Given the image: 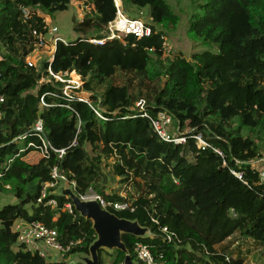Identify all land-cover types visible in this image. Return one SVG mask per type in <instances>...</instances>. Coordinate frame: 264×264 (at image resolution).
<instances>
[{
    "label": "trees",
    "instance_id": "trees-1",
    "mask_svg": "<svg viewBox=\"0 0 264 264\" xmlns=\"http://www.w3.org/2000/svg\"><path fill=\"white\" fill-rule=\"evenodd\" d=\"M194 1L200 10L190 15L188 32L204 48L187 58L167 55V34L183 19L168 0H121L125 9L148 10L152 32L103 43L93 39L106 36L120 0H0V193L17 199L0 205V264H68L70 255L89 254L97 234L69 197L55 193L62 180L43 196L45 184L56 182L54 167L81 196L93 189L132 204L108 209L150 229L144 237L124 235L134 261L142 242L165 264H264L256 163L264 158V0ZM73 4L87 8L85 34L58 41L53 59L29 65L39 34H48L46 17ZM50 69L66 78L75 71L83 83L66 92ZM143 100L149 116L136 105ZM161 110L173 115L186 142L159 138L151 118ZM39 119L52 145L65 149L61 158L25 159L38 151L28 144L40 143L33 131ZM199 134L208 145L199 146ZM107 167L118 184L110 192ZM209 195L214 199L200 203ZM19 219L55 228L64 246L72 244L67 256L50 260L24 249ZM125 257L116 249L113 264Z\"/></svg>",
    "mask_w": 264,
    "mask_h": 264
},
{
    "label": "built area",
    "instance_id": "built-area-1",
    "mask_svg": "<svg viewBox=\"0 0 264 264\" xmlns=\"http://www.w3.org/2000/svg\"><path fill=\"white\" fill-rule=\"evenodd\" d=\"M117 3V2H116ZM118 6V13L114 20L110 21L106 27V36L102 39H93L94 42L97 43H103L107 39H113V38H121L123 36H127L129 34L134 35L137 39L142 38L143 36L150 35L152 32V29L149 24H146L144 21H142L140 18H132L129 17L126 11H124L123 8L120 7V5L117 3ZM83 8V11L87 12V8L85 6H81ZM86 8V11H85ZM25 14H28V9H25ZM47 21V18H46ZM49 25V22H47ZM57 27H50L49 25V31L48 33H53L57 30ZM48 35V34H47ZM47 35L39 34V39L37 43V48L31 53L33 54L36 50L39 48H44L47 43ZM54 38V37H53ZM66 41L62 37L57 36L54 38L55 44L58 41ZM166 51L168 50L167 42H165ZM56 48V46H55ZM55 51V50H54ZM29 54L28 56H30ZM54 54V52H53ZM52 54V55H53ZM26 57L27 63L29 65H35L36 64L30 62ZM50 59H53L51 57ZM51 74H53L57 80L63 81V74L55 75L53 71L50 69ZM67 74V72H65ZM81 77V76H80ZM82 81V77H81ZM83 83V82H82ZM82 84L78 83V86L74 84V87H80ZM68 92L67 90H65ZM5 102V97L0 93V119L3 117V104ZM137 106L140 107V111H142V115L149 116L147 111H145V101H138L136 103ZM152 120V126L159 136V138L166 142H175V143H184L186 142V137L181 134L179 131V127L177 128V131L175 129V122L173 115L168 112L167 110H161L157 113V115ZM34 133L38 136L40 139V143L36 144L34 142H29L28 146H33L38 149V151L41 153L42 157H49L52 153H56L61 158L64 153L65 149H57L55 148L50 140L45 136L44 134V125L42 119H39L36 124L33 126ZM27 135L22 136L21 138H26ZM198 139L199 146H206L208 145L207 142L203 140L201 135L196 136ZM261 161H264L263 159L257 160L256 163H259ZM237 175L241 177L240 173H237L236 171H233ZM53 177L56 179V182L47 183L44 186V193L43 196H45V191L48 186H55L58 182V180H65V176L59 171L58 167H54L52 171ZM260 182L264 185V168H261L260 171ZM73 187L75 188V183H73ZM76 189V188H75ZM92 190L91 193H89ZM85 197H93L100 201L101 205L104 208H108L109 206L114 207L117 210H124L131 208L132 210L134 207L132 204L128 201H112L107 200L103 197L102 194L94 191L93 189H90ZM41 200V199H40ZM51 204L56 205V200H51ZM67 208L72 211L71 205L68 204ZM15 228L19 231V237L18 242L20 245L24 246V249L37 251L39 254L47 259H50L51 256L47 250H51L53 253H55L56 256H59L60 259H63L67 256L68 252L71 249V245L64 246L58 239V231L55 228H50L47 225H45L42 222H27L25 220H20L18 223L16 222ZM163 231L166 233V236L169 240L173 239V234L169 232L168 228H164ZM134 254L136 257V262L138 264H165L162 260H159L152 252V249L145 243L142 242H136L134 245Z\"/></svg>",
    "mask_w": 264,
    "mask_h": 264
},
{
    "label": "rangeland",
    "instance_id": "rangeland-1",
    "mask_svg": "<svg viewBox=\"0 0 264 264\" xmlns=\"http://www.w3.org/2000/svg\"><path fill=\"white\" fill-rule=\"evenodd\" d=\"M173 9L182 13L183 19L181 23L178 25L176 29L170 30L167 34V55L171 56L173 53H179L181 56H185L190 58L191 54L195 51H200L204 47L200 42L192 38L188 32V25L190 20V15L196 10H200L197 6H195L194 0H168ZM121 8H123V4L120 0L118 3ZM86 11V8H85ZM127 14L132 18H140L146 24L151 23V18L148 15V10H141L137 6L127 8ZM47 22H49L50 27H57L58 29L53 33H48L47 39L48 43L44 48H39L33 54L28 56V60L37 66H40L44 60L50 59L55 50V42L54 38L57 36L62 37L64 40L75 38L78 34H85L86 30L84 27L85 20V12L82 7L77 5H71L68 10L57 12L54 17L47 16ZM103 33H106L104 31ZM54 37V38H53ZM169 53V54H168ZM63 81L65 82L64 89L68 92L75 85L78 86V83L82 84L80 75L73 71L69 77H63ZM178 124L175 122V129L177 131ZM28 160L32 162H36L38 159V154L33 153L27 157ZM260 167L264 168V161L259 162ZM105 173L107 174L109 181L105 185L106 192H110L112 189L118 187L117 182L112 179V172L110 168L105 169ZM66 186H70L69 184H62ZM61 185V186H62ZM71 187H73L71 185ZM28 188L34 192L36 190V182H31L28 184ZM92 190L89 192L91 193ZM215 196H200V203H209L210 200L214 199ZM11 202H17L15 196L10 192H1L0 193V205H4ZM115 258V250L113 252H109L105 250L103 254L104 264H113ZM71 264H83V259L78 255L71 258Z\"/></svg>",
    "mask_w": 264,
    "mask_h": 264
},
{
    "label": "water",
    "instance_id": "water-1",
    "mask_svg": "<svg viewBox=\"0 0 264 264\" xmlns=\"http://www.w3.org/2000/svg\"><path fill=\"white\" fill-rule=\"evenodd\" d=\"M62 180L55 193L65 195L72 200L76 210L86 220L91 221L97 234V239L90 245L89 254L76 253L83 259V264H100V250L109 252L121 250L126 254L124 264H134V260L124 241L125 234L144 237L150 234V229L142 226L138 220L119 217L108 208H104L100 201L93 197L81 196L74 187L62 185ZM62 185V186H61Z\"/></svg>",
    "mask_w": 264,
    "mask_h": 264
},
{
    "label": "crops",
    "instance_id": "crops-1",
    "mask_svg": "<svg viewBox=\"0 0 264 264\" xmlns=\"http://www.w3.org/2000/svg\"><path fill=\"white\" fill-rule=\"evenodd\" d=\"M123 9H124V11L127 10V9H125L124 7H123ZM126 12H127V11H126ZM33 153H37V154H38V159H37V161L42 157V155H41V153H40L39 151H32L31 153H29V154L25 157V159H26L27 161L31 162V163H33V162L30 161V160H28L27 157H28L29 155L33 154ZM37 161H36V162H37ZM257 166L260 167V164L257 163ZM260 168H261V167H260ZM20 220H22V219H19V220H17L16 222L18 223ZM47 252H48L51 256H53V258L51 257L50 260H60L59 256H56L55 253H53L51 250L48 249ZM72 257H75V255L73 254V255H70L68 258H66V261H67L68 264H71L70 262L72 261V260H71ZM134 264H138V263H137L136 261H134Z\"/></svg>",
    "mask_w": 264,
    "mask_h": 264
}]
</instances>
